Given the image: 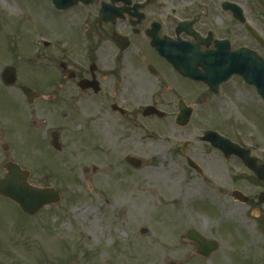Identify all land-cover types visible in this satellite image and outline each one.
Instances as JSON below:
<instances>
[{"label":"rangeland","instance_id":"1","mask_svg":"<svg viewBox=\"0 0 264 264\" xmlns=\"http://www.w3.org/2000/svg\"><path fill=\"white\" fill-rule=\"evenodd\" d=\"M51 7L50 0H0V74L4 66L13 65L15 55L7 50L15 49L20 50L17 56L22 55L18 81L24 80L26 71L39 78L46 75L40 58L34 66L22 62L30 53L29 61L35 62L39 57L35 52L40 53L46 39L54 48L55 38H65L46 27ZM2 87L0 140L13 142L20 155L15 161L29 169L33 186L54 188L61 199L32 217L6 204L12 212L0 231V264H162L168 253L184 250L179 237L186 228L219 243L212 264H264V221H255V211L235 205L228 192L230 176L241 170L199 140L206 130L237 132L240 139L255 135L256 147L262 148L264 132L259 127L264 128V110L256 109V117L248 119L238 111H219L215 104L203 111L200 95L193 93L187 103L194 112L184 128L174 125L175 115L163 120L140 116L133 128L127 127L130 141L116 147L107 133L94 140L89 134L90 143L75 141L70 137L78 128L74 122L64 140L68 147L59 158L46 143L29 140L32 107H23L22 99L14 95L18 106L11 98L14 89ZM255 105H262L258 98ZM79 116L81 124L87 121L88 115ZM185 142L187 155L201 165L205 180L186 168L180 151ZM126 155L140 159L142 166L129 167ZM117 194L123 196L122 204L113 206ZM191 247L187 244V251Z\"/></svg>","mask_w":264,"mask_h":264},{"label":"flooded vegetation","instance_id":"2","mask_svg":"<svg viewBox=\"0 0 264 264\" xmlns=\"http://www.w3.org/2000/svg\"><path fill=\"white\" fill-rule=\"evenodd\" d=\"M83 1L68 10L51 7V20L55 24L48 19L45 26L48 30L55 29L60 37L65 38H55L54 48L52 41L47 42L45 38L40 53L34 49L39 57L33 64L40 58L44 65L40 64V67L46 70L45 76L44 72L39 78L26 71L24 80L18 81L20 76L17 74V82L11 87L4 86L0 77L3 90L14 89L10 92L15 104L18 103L14 95L22 99V106L32 107L29 112L30 135L27 133L26 136H30L29 140L34 138L39 143H46L53 155H63L68 147L64 140L69 124L75 122L78 126L70 136L75 141L90 143V135L94 140L96 136L107 133L109 142L123 147L130 141L127 127L133 128L140 116L143 120L176 116L178 106L183 103L187 107V102L195 95H200L198 99L203 111L216 106L219 111L229 114L238 111L248 119L255 115L256 109L259 112L264 109L263 103L255 105V99L259 97L254 87L237 76L220 84L215 93L205 84L187 78L195 61L213 62L216 58L222 70L211 74L217 79L228 71L235 52L246 50L247 54L264 58V6L260 0ZM7 51L15 55L11 62L19 60V50ZM30 55L25 57L29 64L32 63ZM197 69L201 74L206 73L202 67ZM30 78L39 81H31ZM22 86L33 92L28 96L30 103L21 92ZM71 100L74 104L68 102ZM146 100L148 103H143ZM147 107L157 109L163 116H145ZM80 114L88 115L89 120L87 118L81 124L83 118ZM227 136L247 150L249 156L257 160V165L264 163V147H256L255 135L248 139H240L237 132ZM55 147L60 151L56 152ZM75 147L80 148V144ZM14 151L12 141L0 140V180L6 175L7 165L20 160V155L17 157ZM186 158L187 154H184ZM224 160L231 161L237 170H241L230 176V191H240L248 198L246 205L232 202L247 211H256L255 221H264V203L259 201L264 183L258 182L238 158ZM22 167L26 170L25 166ZM188 170L205 179L203 174ZM255 187L257 190L253 189ZM6 204L16 207L0 195V231L6 228L12 212ZM179 239L184 250L168 253L162 264H212L214 253L204 257L195 251L187 235ZM187 244L192 246V251H187Z\"/></svg>","mask_w":264,"mask_h":264},{"label":"water","instance_id":"3","mask_svg":"<svg viewBox=\"0 0 264 264\" xmlns=\"http://www.w3.org/2000/svg\"><path fill=\"white\" fill-rule=\"evenodd\" d=\"M52 1L54 4H59L60 2H62L58 0ZM67 1L70 2V0ZM233 56L235 58L231 63V66L227 69L230 72L232 70L236 74L242 76L246 82L254 84L258 90V93L264 100V61H253L254 59L252 57H245V54L243 52L235 53L233 54ZM214 61L216 62V60ZM211 63L207 62V64ZM214 66L213 68L204 66V68L207 69L208 72H210V69L222 70V68L218 66V64H214ZM208 72L205 75L190 74L189 77L193 78L194 80H201L209 86L216 87L220 81L217 80L213 85V79L210 77ZM13 75V69H7L5 71L3 77H5L4 79H6L8 85L14 83V79H11ZM27 91H29L27 90V88H23V92L25 94H28ZM190 117L191 109H185L181 106L176 123L180 126H184L189 122ZM202 140L210 142L212 146L221 149L223 153H225L226 157L231 154L237 155L242 159L245 165L248 166V168L257 175L260 180H264V169H262V167H256L253 163V160L247 157V153L238 152L232 144H229L228 141L220 138L218 135L212 132H207ZM231 146H233L232 149L230 148ZM125 160L128 164L132 165L135 168H138L141 164L139 160H135L129 157H127ZM188 165L195 168V165L190 160H188ZM8 170L9 173L7 174V178L0 181V194L17 203L25 214L34 215L44 206L56 204L59 202V195L53 189H38L28 186L26 184L27 175L22 174L16 165H9ZM262 197L264 201V194ZM187 238L192 239L197 244L198 252L201 254L207 255L209 252L216 249L215 242L205 241L201 239L194 231H188Z\"/></svg>","mask_w":264,"mask_h":264},{"label":"bare ground","instance_id":"4","mask_svg":"<svg viewBox=\"0 0 264 264\" xmlns=\"http://www.w3.org/2000/svg\"><path fill=\"white\" fill-rule=\"evenodd\" d=\"M122 198H123V196L121 195V194H117L116 196H115V200H114V202H113V206H119L120 204H122ZM119 204V205H118ZM114 208V207H113ZM124 209H122L121 211H120V213L122 214V213H124Z\"/></svg>","mask_w":264,"mask_h":264}]
</instances>
